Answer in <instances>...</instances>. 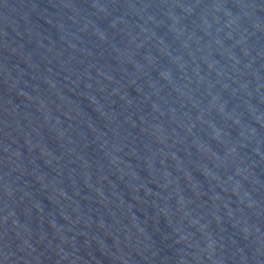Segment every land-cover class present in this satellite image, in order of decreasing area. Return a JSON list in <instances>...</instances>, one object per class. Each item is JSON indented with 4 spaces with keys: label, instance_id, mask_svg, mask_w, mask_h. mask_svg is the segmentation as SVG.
Returning a JSON list of instances; mask_svg holds the SVG:
<instances>
[{
    "label": "water",
    "instance_id": "water-1",
    "mask_svg": "<svg viewBox=\"0 0 264 264\" xmlns=\"http://www.w3.org/2000/svg\"><path fill=\"white\" fill-rule=\"evenodd\" d=\"M0 264H264V0H0Z\"/></svg>",
    "mask_w": 264,
    "mask_h": 264
}]
</instances>
